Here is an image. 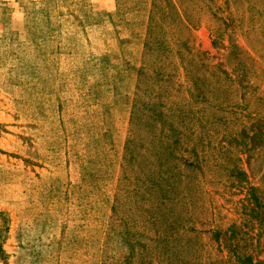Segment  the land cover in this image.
<instances>
[{
	"label": "rangeland",
	"instance_id": "obj_1",
	"mask_svg": "<svg viewBox=\"0 0 264 264\" xmlns=\"http://www.w3.org/2000/svg\"><path fill=\"white\" fill-rule=\"evenodd\" d=\"M152 3L0 0V264H264V150L230 161L246 173L240 187L224 184L222 169L202 177L179 159L183 183L152 188L173 165L140 157L171 123L186 132L210 122L215 104L264 96L262 78L250 94L193 102L206 110L201 122L182 108L188 69L209 86L216 69L236 76L231 42L264 68V40L237 12L218 34L210 28L226 25L211 15L191 36L149 33ZM160 41L170 48L162 58ZM189 46L208 64L185 63ZM158 105L163 122L150 118Z\"/></svg>",
	"mask_w": 264,
	"mask_h": 264
},
{
	"label": "trees",
	"instance_id": "obj_2",
	"mask_svg": "<svg viewBox=\"0 0 264 264\" xmlns=\"http://www.w3.org/2000/svg\"><path fill=\"white\" fill-rule=\"evenodd\" d=\"M234 12L244 15L242 18L240 17L241 22L249 27L250 31L248 34L250 36H257L259 32L260 39L264 40V0H153V17L149 26V33L154 32L155 29L162 32L163 30H171L173 33L176 30L183 32L184 36H191V29L202 21L212 26L214 23L213 19L207 16L211 15L213 18L216 17L218 23L226 25L223 29L214 28L213 26L210 28L211 32L215 31L218 34L221 30L232 29L233 22L231 18ZM158 38H162V35ZM163 43L164 41L158 42L161 58L168 56L170 52V48L167 45L162 46ZM184 44H186L185 41ZM187 49H189L188 55L182 56V60L185 63L195 60L196 57L200 66L204 62L206 65L208 64L207 53L198 51L191 46ZM227 55L232 60L237 61L238 67L235 68L237 75L235 76L233 73H229L221 68L216 69V80L212 86L211 84L210 86L209 84L205 85L206 82L197 74L194 75L192 70L188 69L186 65L188 69L187 77L192 81L189 91L193 92L189 94V97L187 96L188 98H184L185 104L182 108L183 112L188 110L193 119L197 118L198 122H201L205 118L206 110L194 108L193 102L196 103L198 100H204L205 97L209 99L207 95L212 94H215L217 97H220V94L224 96L229 90L232 91L228 96H234L235 92L239 89L245 92L247 90L246 93L250 94L251 91L249 90L256 88L257 91L258 85H261L257 81L262 78L264 79L263 66L259 64L258 60L252 55V52H246L237 42L229 44ZM190 56H194V58L191 59ZM155 74L161 78L159 76L161 72L158 70V67ZM241 78H244L243 82H237ZM248 97L249 99L244 103L232 104L229 102L223 108L215 104L213 108H215L214 112L216 113H213L210 122L195 124L192 127L187 126L186 132H184V129L179 130L173 123L168 128H165V130H161L160 133L163 132L165 140H160L159 142H156L155 139L151 140L152 153L148 157H146V154L140 157L149 159L155 157L156 159H154L158 162L157 165L163 163L162 158H167V161L172 163L173 166L171 167V172L160 178L158 184L155 183L156 180L153 179V182L150 180L151 184L153 183L152 188L162 185V182H167V187H170V189L176 187L179 183H183L185 179L181 177L182 169L176 165L179 159L192 167V170L195 169L196 171L194 172L200 174L202 177L207 174L208 170L212 172V169L214 171L222 169L227 178L224 184L236 187L243 185L241 183L242 178L238 179V177H245L246 173L237 169L230 161L233 158L241 160L240 156L249 151H256V154H259L264 150V96L258 93L257 95L254 94ZM251 102H260L258 108L256 107L255 110L250 111L249 106ZM210 108L212 107H208V109ZM217 110L223 114L218 116ZM150 112V118L163 122L165 114L162 109H159V105L154 106ZM152 126L156 128V125ZM181 148L189 152L192 159L187 157L184 160L179 154ZM136 186H139V188L143 186L147 187V181L138 179ZM162 189L164 188L161 187ZM134 193V197L139 200L137 192L135 191ZM153 196L156 198L154 194Z\"/></svg>",
	"mask_w": 264,
	"mask_h": 264
}]
</instances>
